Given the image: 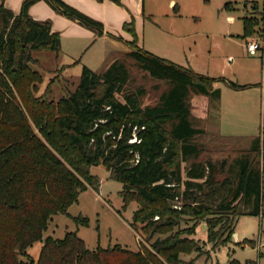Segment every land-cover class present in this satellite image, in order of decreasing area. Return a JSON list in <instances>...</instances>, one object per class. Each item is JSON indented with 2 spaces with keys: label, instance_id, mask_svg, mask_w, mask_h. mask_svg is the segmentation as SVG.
I'll return each mask as SVG.
<instances>
[{
  "label": "trees",
  "instance_id": "1",
  "mask_svg": "<svg viewBox=\"0 0 264 264\" xmlns=\"http://www.w3.org/2000/svg\"><path fill=\"white\" fill-rule=\"evenodd\" d=\"M4 1L0 2V264H180L184 250L198 249L195 240L182 238V233L194 235L200 221L207 222L209 241L221 246L230 242L240 216H264L261 136H227L219 130L221 90L214 83L225 79L138 47L130 22L125 29L135 39L128 43L129 51L99 70L84 65L76 90L59 101L49 99L48 93L36 96L43 77L31 66L39 63L32 51H53L58 57L61 35L49 21L30 14V7L40 0H24L19 14ZM48 1L65 16L104 34L102 22L63 0ZM244 21V36L257 33L256 18ZM125 58L164 83L155 103L146 102L145 87L131 86ZM226 82L235 89L250 86ZM197 95L209 98L207 116L197 117L204 127L194 124L191 99ZM210 133L224 142L216 150L237 154L212 157L215 149L197 141ZM239 142L244 149L235 147ZM101 163L111 178L123 183L125 207L132 200L139 203L131 225L139 229L141 223L148 241L156 233L170 231L169 236L138 251L121 244L91 250L77 231L43 241L53 215L68 214L89 187L99 191L101 182L91 167ZM186 218L196 223L174 233ZM73 219L79 225L89 224L88 217ZM37 241L43 246L35 261L28 249ZM187 242L191 245L183 246Z\"/></svg>",
  "mask_w": 264,
  "mask_h": 264
},
{
  "label": "rangeland",
  "instance_id": "2",
  "mask_svg": "<svg viewBox=\"0 0 264 264\" xmlns=\"http://www.w3.org/2000/svg\"><path fill=\"white\" fill-rule=\"evenodd\" d=\"M11 1L13 4L17 3L16 0ZM40 1L39 5L42 6L35 11L39 18L37 19L49 21L60 33L62 50L58 57L53 51H32V55L39 59V63H32L31 66L43 77L42 82H37L38 90L35 95L48 93L49 99L59 101L68 92H74L80 83L84 62L75 63L74 54L77 51L68 36L76 33L75 30H83L79 22L60 13L51 2ZM263 1L259 0L261 4ZM23 2L24 0L17 4L18 12ZM145 2L146 16L143 17L145 28L142 30V36L145 33L146 48L153 47L166 56L171 55L173 60L183 65L189 64L188 60H190L203 71L231 79L235 78V73L243 78L245 69L249 70L252 66H257L258 61L263 60L262 50L255 55L249 54L246 48L247 39L241 37L244 32L243 17L250 15L243 3L234 4L235 8L226 9L225 4L228 0H177L178 12L171 4L169 6L168 0H145ZM83 3L78 2L86 10L100 14L89 2ZM231 34L233 38L230 37ZM256 34L259 35L258 32ZM94 49L86 53V59L90 64L97 63V59L94 58L97 53ZM80 56L76 60H79ZM125 62L131 73V86L145 87L146 102L155 103L165 88L164 83L150 77L132 60L125 58ZM69 63L73 65L62 71L63 65ZM98 68L95 70H99ZM191 102L195 115L194 124L204 127L205 124L197 117L205 116V105L195 97H192ZM260 121L259 114L258 122ZM222 131L225 135L238 134L248 137L259 135L264 143L262 130L254 133H233L231 129L228 131L224 128ZM214 137V133H210L209 136L198 137L197 141L207 145L209 149L222 146L224 142ZM242 143L239 142L235 147L242 149L244 147ZM227 154L236 155L237 152L234 150L219 152L215 149L211 156L221 159ZM91 173L100 179L99 191L89 187L81 192L78 201L69 207L68 214L53 215L48 229L44 232L43 241L48 236L63 238L67 232L77 231L79 237L91 250H96L100 246L107 248L121 244L123 247L138 251L150 248L151 243L157 238L170 235V231L156 233L153 240L148 241L146 234L140 229L141 223L138 224L139 229L131 225L139 203L132 200L125 207L121 195L123 183L111 178L110 171L102 163L93 165ZM80 215L89 218L88 225H79L73 219V216ZM195 223V220L186 218L179 227L174 228L173 232L184 231ZM182 238L194 239L198 249L184 250L180 254V264H264V216L258 214L240 216L235 233L226 245L214 246V242L209 241L208 225L204 220L197 224L194 235L182 233ZM43 241L35 242L28 249L35 261L40 258ZM189 245L191 243L187 242L183 246ZM20 258L28 260L27 256Z\"/></svg>",
  "mask_w": 264,
  "mask_h": 264
},
{
  "label": "crops",
  "instance_id": "3",
  "mask_svg": "<svg viewBox=\"0 0 264 264\" xmlns=\"http://www.w3.org/2000/svg\"><path fill=\"white\" fill-rule=\"evenodd\" d=\"M17 3L11 0H5V5L7 8L14 10L15 14H19L17 4L22 0H16ZM67 4L75 7L79 11L84 14L92 17L95 20H98L104 25V34L98 35L95 30L86 28L80 25V28L83 31H77L76 33L68 36V39L71 41V44L74 45L75 50L77 51L74 55L75 63L84 62V65L92 68V69H100L107 65V63L114 59L116 55H120L126 51L130 50L129 42L134 41L135 37L132 32L125 29V24L130 22H134L135 33L137 37V45L140 48L146 49L158 56L171 60L175 63L180 64L179 62L172 59L171 55L166 56L161 52H158L153 47L146 48L142 30L145 28L143 17L146 16V7L145 0H121V3L118 4L113 0H63ZM38 1L32 7H30V14L36 20L39 18L35 14L36 10L40 8L42 5H39ZM79 3H87L89 2L94 8L100 12V14H96V12H90L84 8V6H80ZM243 3L245 5L246 10L250 13V15H246L243 17L244 24V32L241 35L243 39H248L250 37H246L245 35V18H256L258 20V25H256V30L261 35L264 41V1L263 4L259 2V0H228L225 4L226 9L235 8L234 4ZM84 4V3H83ZM168 4L173 6L174 10H178L179 6L177 0H168ZM21 11V10H20ZM258 11V12H257ZM102 13V14H101ZM38 18V19H37ZM73 20V19H72ZM74 21V20H73ZM74 24V23H73ZM78 25V27H79ZM77 26V25H75ZM80 29V30H81ZM52 30L57 32L53 26ZM145 32V30H144ZM256 34V33H255ZM113 35V36H111ZM231 38L234 36L231 34ZM62 43V38H61ZM159 43V42H158ZM158 46V44H157ZM95 48V49H94ZM247 48V46H246ZM95 51L97 53L94 55V58L97 59V63L90 64V62L86 59L90 50ZM248 51V50H247ZM264 54V48L262 50ZM83 53V54H82ZM249 53V52H248ZM250 54V53H249ZM79 60H76L79 57ZM112 56V57H110ZM84 59V60H83ZM91 61V60H90ZM187 65H183L185 67H190L194 71L215 77V78H223L225 80H218L214 83V88L221 90V98L218 102L219 106V130L221 134L223 133V129L226 128L234 131L233 133H254L258 131H264V55L263 60L258 61L257 66H252L249 70L245 69V74L243 78L238 74H234L235 78L231 79L222 75H214L211 72L203 71L199 69L193 62L188 60ZM65 65V64H64ZM66 65L72 66L73 63H69ZM101 65V66H99ZM260 65V67H258ZM69 66V67H70ZM261 68V69H259ZM226 80H233L238 82L239 84H248L250 86L243 89H235L230 86ZM196 99L200 100L203 105H205L206 111L205 116H207V109L209 105V98L203 95L195 96ZM261 115V121L258 122V115ZM256 129V130H255ZM237 131V132H236ZM227 136H242L231 134ZM262 169L264 171V143H262Z\"/></svg>",
  "mask_w": 264,
  "mask_h": 264
},
{
  "label": "built area",
  "instance_id": "4",
  "mask_svg": "<svg viewBox=\"0 0 264 264\" xmlns=\"http://www.w3.org/2000/svg\"><path fill=\"white\" fill-rule=\"evenodd\" d=\"M247 50L251 55H255L258 53L259 50H263L264 48V41L261 38V35L254 34L250 36L247 41Z\"/></svg>",
  "mask_w": 264,
  "mask_h": 264
}]
</instances>
